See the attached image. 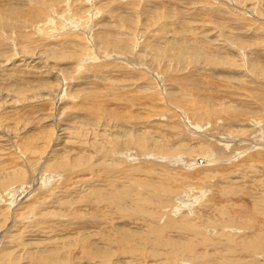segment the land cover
I'll list each match as a JSON object with an SVG mask.
<instances>
[{
	"label": "rangeland",
	"instance_id": "374dc122",
	"mask_svg": "<svg viewBox=\"0 0 264 264\" xmlns=\"http://www.w3.org/2000/svg\"><path fill=\"white\" fill-rule=\"evenodd\" d=\"M44 1L0 0V264H264V0Z\"/></svg>",
	"mask_w": 264,
	"mask_h": 264
},
{
	"label": "bare ground",
	"instance_id": "6f19581e",
	"mask_svg": "<svg viewBox=\"0 0 264 264\" xmlns=\"http://www.w3.org/2000/svg\"><path fill=\"white\" fill-rule=\"evenodd\" d=\"M18 1V0H17ZM42 1H44V0H32V2H35V3H41ZM50 0H46V1H44V5L45 6H47V3H50L49 2ZM66 1H68L69 2V0H66ZM65 1V2H66ZM76 1V0H75ZM129 1V0H128ZM58 2L60 3V2H62V0H58ZM73 2V1H72ZM188 2V1H187ZM227 2V1H226ZM74 3L75 2H73V5H74ZM90 3H91V0H90ZM28 4H30V2L28 3ZM26 5V4H25ZM34 5V4H33ZM84 4H82L81 6H83ZM88 5V4H87ZM91 5V4H90ZM240 5V4H239ZM9 6H11V5H9ZM50 6V5H49ZM29 7H31V6H29ZM69 7V5H67V10H68V13H67V10L66 11H63V12H66L68 15L70 14L69 13V10L70 11H73V9H70V7ZM21 8V7H20ZM40 7H35V8H33L35 11H37L38 9H39ZM93 8V7H92ZM91 8V9H92ZM51 9V8H50ZM77 9V8H76ZM91 9L90 10H85L84 8H83V10H84V14L83 13H81L83 16H80V17H78L77 15H75L74 16V14L76 13H74V11H73V13L71 12V14H73V15H71L70 14V16H68V15H66L65 14V16L66 17H69V19L70 20H72L73 22H78V23H80L81 25H83V27L84 28H88V27H86V24H87V22L88 21H90L92 18L90 17V15H89V13H91ZM105 9V8H104ZM40 10H42V9H40ZM79 10V9H78ZM23 11V10H22ZM43 11V10H42ZM76 11V10H75ZM25 12V11H24ZM23 12V13H24ZM96 13H98V11H95ZM16 13V12H15ZM11 14V12H10V8H7V9H2L1 11H0V21H8V20H11V22L12 23H10L11 25L13 24V25H18L19 23L18 22H21L22 23V21H18L17 22V24L15 23L17 20H13V19H15V17H13V15L14 14H12V15H10ZM26 14V13H25ZM31 14H33V13H31ZM53 14V13H52ZM79 14V13H78ZM152 15V14H151ZM17 16H18V13H17ZM22 16V15H21ZM26 16V15H25ZM36 17H38V14H36L35 15ZM87 16V17H86ZM20 17V16H19ZM42 17H43V13H42ZM23 18H25L24 16H23ZM60 18V17H59ZM152 18V17H151ZM53 19V18H52ZM75 19V20H74ZM13 20V21H12ZM21 20V19H20ZM23 21H24V19H22ZM9 22V21H8ZM125 22V21H124ZM126 24H127V22H125ZM124 23V24H125ZM49 25L50 24V27H48V29L49 30H51V29H53V30H56V28H55V21H54V19L53 20H51V19H49L48 20V22H46V23H42V24H40V27H39V29H38V32L37 33H39L40 35L39 36H37V37H35L37 40H38V37H39V40L42 38H49L48 40H51V38H55V36H49L50 35V33H47L46 32V29H45V25ZM60 24H62V23H60ZM125 24V25H126ZM20 25V28H25V24L23 23V25H21V24H19ZM71 25H72V22H71ZM77 26V25H76ZM79 26V25H78ZM36 27V26H35ZM68 28V27H67ZM125 28V27H124ZM183 28V27H182ZM47 29V30H48ZM61 29H63L62 27H61ZM76 29V28H75ZM130 31V30H129ZM255 31V30H254ZM13 32V31H12ZM23 32V31H22ZM35 33H36V30H35ZM72 33H77V32H72ZM103 33H105V31L103 32ZM15 34V33H14ZM34 34V33H33ZM20 35H21V32H20ZM86 34H83L82 36H80V35H67L66 34V36H68V37H65V39L67 38V42L68 43H71V45L73 46L74 44H78L79 46L80 45H83V47H85L84 49H86L88 46H87V44H86V42L87 41H84V38H83V36H85ZM106 35H108V34H101L100 33V35L98 34L97 35V40H99V43L101 44L100 46H103L104 48H109V47H111V48H118V46L119 45H121L122 47H124V48H128V46H129V41L127 40V41H125V40H121V42H109V41H107V39L105 38V36ZM134 35V34H133ZM33 36V35H32ZM47 36V37H46ZM104 36V37H103ZM2 37V36H1ZM0 37V38H1ZM3 37H4V35H3ZM13 37V36H12ZM62 37V36H61ZM86 37V36H85ZM107 37V36H106ZM21 38H23V37H21ZM117 38V37H116ZM1 39H3V38H1ZM5 40H6V37L4 38ZM24 39V38H23ZM35 39V40H36ZM87 39V38H86ZM38 40V41H39ZM44 40H46V39H44ZM119 40V39H118ZM117 40V41H118ZM31 41V40H30ZM89 41V40H88ZM20 42V41H19ZM35 41H33V43H34ZM82 42V43H81ZM85 42V43H84ZM31 43V42H30ZM32 43V44H33ZM98 43V42H97ZM122 43V44H121ZM224 43V42H223ZM91 44H92V42H91ZM167 44L168 45H170L171 44V42H167ZM178 45H180V47L178 48V52H183V45H185L184 44V42H182V40H181V42H178L177 43ZM3 45H5V44H3ZM66 45V44H65ZM89 45V44H88ZM200 45H201V43H200ZM71 46V47H72ZM90 46V45H89ZM131 46V45H130ZM158 46V45H157ZM202 46H203V44H202ZM91 47V46H90ZM120 47V46H119ZM161 47V46H160ZM204 47V46H203ZM236 47V46H235ZM30 48V47H29ZM51 48V47H50ZM81 48L82 47H80V50H81ZM130 48V47H129ZM149 48L151 49V47L149 46ZM90 49V48H89ZM89 49H88V51H89ZM191 49V48H190ZM152 50V49H151ZM22 51V50H21ZM56 51V50H55ZM70 51V50H69ZM153 51H155L156 53L158 52L160 55H161V53H162V50L161 49H159L158 48V50H157V48L155 47H153ZM165 51V50H164ZM90 52V51H89ZM129 52V51H128ZM210 52H212V51H210ZM28 53V52H27ZM78 53V52H77ZM126 53H127V51H126ZM94 54V53H93ZM98 54V53H97ZM96 54V55H97ZM225 54V53H224ZM89 55V54H88ZM87 55V56H88ZM95 55V54H94ZM178 55V54H177ZM51 56V55H50ZM105 56V55H104ZM69 57H71L70 55H69ZM100 57V56H99ZM178 57H180L179 55H178ZM206 57V56H205ZM236 57V56H235ZM89 58V57H88ZM96 58H97V56H96ZM105 58V57H104ZM207 58V57H206ZM94 59V58H93ZM175 59L176 60H180V58H176L175 57ZM188 59V58H187ZM12 60V59H11ZM10 60V61H11ZM86 60V59H85ZM85 60L83 59V60H81L82 61V64H85L86 62H85ZM98 60V59H97ZM208 62H211V61H213V60H209V59H206ZM226 60V59H225ZM89 61V60H88ZM181 61V60H180ZM184 62V61H183ZM207 62V63H208ZM178 63V62H177ZM233 65V64H232ZM262 66H263V63H262ZM255 67V66H254ZM14 68V67H13ZM4 69V68H3ZM24 69V68H23ZM135 69V68H134ZM136 69H138V68H136ZM96 71V70H95ZM208 71V70H207ZM256 71V70H255ZM262 71H264V68H262ZM142 72V71H141ZM144 72V71H143ZM152 72V71H151ZM150 72V73H151ZM257 72V71H256ZM261 72V71H260ZM148 74V73H147ZM139 75H141V74H139ZM158 76H161V75H159V74H157ZM166 75H167V73H166ZM173 77V76H172ZM135 78V77H134ZM159 78V77H158ZM109 79V78H108ZM174 79H175V76H174ZM186 79V78H185ZM176 80V79H175ZM180 81H181V79H180ZM210 81V80H209ZM176 86L175 87H179L178 89H180L181 90V92H178V93H180L181 94V96L178 98V101L181 99L182 100V98H186V100L189 102L190 100H189V98L191 99V97H190V95H192L191 93L196 89L197 90V87L196 86H191L190 85V87H187V86H185L184 87V83L182 84V83H180V82H178V81H176ZM239 84V83H238ZM196 85V84H195ZM20 88V87H19ZM24 88V87H23ZM23 88L21 89L22 90V93L23 92H25V91H23ZM111 89V88H110ZM158 89V88H157ZM245 89V88H244ZM179 90V91H180ZM182 90H183V92L184 93H182ZM206 90V89H205ZM202 91V90H201ZM100 92H101V90H100ZM129 92V91H128ZM107 93V92H106ZM158 93V92H157ZM101 94V93H100ZM105 94V93H104ZM195 94H197V93H195ZM201 94V93H200ZM200 94H198V96L200 95ZM102 95V94H101ZM109 95V94H108ZM127 95H128V93H127ZM129 95H131V94H129ZM204 95V94H203ZM134 96V98H132V99H130L129 100V102H131L132 104H134L135 103V96L136 95H133ZM260 96V95H259ZM90 97H92V96H90ZM123 97V96H122ZM174 97H175V95H174ZM173 97V98H174ZM187 97H189V98H187ZM98 98H100V97H98ZM137 98V97H136ZM172 98V99H173ZM196 98V97H195ZM198 98V97H197ZM175 99V98H174ZM154 100H155V98H154ZM184 100V99H183ZM194 100V99H193ZM192 99H191V101H193ZM204 100H205V98H204ZM207 101H209L208 100V98L206 99ZM153 101V100H152ZM174 101V100H173ZM187 101H185V103L187 102ZM191 101H190V103H191ZM194 101H197L196 99L194 100ZM207 101H205V102H207ZM110 102V101H109ZM154 102V101H153ZM183 102V101H182ZM198 102V101H197ZM200 102V101H199ZM209 102H211V101H209ZM89 104V103H88ZM189 104V103H188ZM206 105H204V106H208L209 105V103H205ZM208 104V105H207ZM183 105V104H182ZM203 105H198L197 106V110H198V108L200 107V106H203ZM148 106V105H147ZM175 106V105H174ZM181 106V105H180ZM264 106V105H263ZM177 108L178 107H176V110H177ZM221 108V107H220ZM101 109H102V107H101ZM213 109V108H212ZM256 109V108H255ZM262 109L264 110V108L262 107ZM166 110V109H165ZM189 110V109H188ZM187 110V111H188ZM192 110V109H191ZM215 111H213V112H211V113H216V115L219 113V111H220V109H214ZM203 111V110H202ZM234 111V110H233ZM175 112V111H174ZM178 112V111H177ZM192 113V115L195 117V118H198V116H195L196 115V113L195 112H193V111H191ZM222 112V111H221ZM131 113V112H130ZM130 113H128V115L130 114ZM200 113V112H199ZM198 113V114H199ZM231 113V112H230ZM95 114V113H94ZM91 115V114H90ZM178 115V114H177ZM182 115H184L183 113H181V115H178V117L181 119V121L183 120V122H184V124H185V126H190L189 124L191 123V120H192V118H190V117H184V116H182ZM188 115H190V114H188ZM211 115V114H210ZM222 115V114H221ZM93 116V115H92ZM95 116V115H94ZM93 116V117H94ZM130 116H131V114H130ZM186 116V115H185ZM191 116V115H190ZM192 116V117H193ZM214 116V115H213ZM178 118V120H180ZM202 119V118H201ZM217 119V123H218V121L220 120L219 118H216V116L214 117V119H213V121L214 120H216ZM128 120V119H127ZM126 120V121H127ZM233 120V119H232ZM263 120V119H262ZM95 121H96V118H95ZM256 121V120H255ZM255 121H254V123H255ZM125 122V121H124ZM193 122V121H192ZM212 122V121H211ZM239 122V121H238ZM257 122V121H256ZM252 124H253V121L251 122ZM250 123V125H252ZM212 124H214V123H212ZM262 124V123H261ZM264 124V123H263ZM195 124L193 123V124H191V126H194ZM190 126V127H191ZM197 126V125H196ZM253 126V125H252ZM190 127H188V128H190ZM192 128V127H191ZM227 128H229L228 126H227ZM190 130V129H189ZM261 131H263V130H261ZM139 140V139H138ZM206 141H209V142H211V139L210 138H207L206 139ZM213 143H215V142H213ZM124 144H127V142H124ZM142 144V143H141ZM214 145V144H213ZM219 146V145H218ZM217 147V146H216ZM214 152H216V154H217V156H218V154H221L222 153V148H218V149H215L214 151H213V153ZM203 159H201V160H199V162H203L202 161ZM171 166V165H170ZM19 170V169H18ZM180 174H181V172H180ZM183 176V175H182ZM22 179V178H21ZM182 180V179H181ZM183 181V180H182ZM182 181H180V182H182ZM184 182V181H183ZM190 182V181H189ZM207 183V182H206ZM184 184H185V182H184ZM211 184V183H210ZM183 185V184H182ZM189 185V184H188ZM191 185V184H190ZM186 189H187V187H185ZM184 188V189H185ZM190 188V187H189ZM191 190V189H190ZM202 190V189H201ZM192 192V191H191ZM202 194V193H201ZM242 195V194H241ZM204 196V195H203ZM116 197V196H115ZM114 197V198H115ZM241 197V196H240ZM204 200H205V198H203ZM108 200V199H107ZM200 200H202V199H200ZM186 202V201H185ZM201 202H203V201H201ZM193 203V202H192ZM122 205V204H121ZM184 207H189V211L191 210V208H192V205H190V204H188V206H185L184 205ZM180 210V209H179ZM187 213H189V212H187ZM193 213V212H192ZM226 213V212H225ZM109 216V215H108ZM122 216V215H121ZM101 217V216H100ZM110 217V216H109ZM205 217V216H204ZM118 218H120V217H118ZM263 220V219H262ZM256 221V220H255ZM92 223V222H91ZM100 223V222H99ZM227 223V222H226ZM105 224V223H104ZM121 224V223H120ZM124 224V223H123ZM89 226H91L90 225V223L88 224ZM92 225H94V222L92 223ZM105 225H107V224H105ZM85 226H87V225H85ZM96 226H97V228H99L98 227V225L96 224ZM104 226V225H103ZM230 227H231V224L229 225ZM71 227V226H70ZM92 227V226H91ZM90 227V228H91ZM94 227H95V225H94ZM76 228V227H75ZM78 228V227H77ZM82 228L83 227H81V230H82ZM96 228V227H95ZM104 228V227H103ZM102 228V230H101V228H100V230L101 231H106V230H104ZM108 228V227H107ZM124 228V227H123ZM123 228H121V229H123ZM245 228H247V227H245ZM251 228V227H250ZM85 229V228H84ZM109 229V228H108ZM126 229V228H125ZM223 229L224 230H227V227H223ZM229 229V228H228ZM234 229V228H233ZM232 229V230H233ZM248 229V228H247ZM263 229V228H262ZM93 230V229H92ZM124 230V229H123ZM231 230V231H232ZM84 231V230H83ZM89 231V230H88ZM228 231V230H227ZM68 232V231H67ZM94 232H96V231H94ZM225 232V231H224ZM236 232V231H235ZM264 232V231H263ZM90 233V232H89ZM106 233V232H105ZM77 234V233H76ZM97 234V233H96ZM107 234V233H106ZM105 234V235H106ZM123 234V233H122ZM255 234V233H254ZM71 235V234H70ZM119 235V234H118ZM90 236V235H89ZM107 236V235H106ZM113 236V235H112ZM120 236H121V233H120ZM201 236V235H200ZM228 236V235H227ZM242 236V235H241ZM115 237H117V236H115ZM191 237V236H190ZM231 237V236H230ZM85 238V237H84ZM83 238V239H84ZM183 238V237H182ZM192 238V237H191ZM177 239H179L180 240V237L179 238H177ZM194 239V238H193ZM216 239V238H215ZM51 240V239H50ZM98 240V239H97ZM211 240V239H210ZM217 240V239H216ZM219 240V239H218ZM116 241L119 243V244H124L125 243V238L123 237H118L117 239H116ZM205 241V240H204ZM68 242V241H67ZM81 242V241H80ZM80 242H79V244H80ZM71 243V242H70ZM76 243V242H75ZM85 243V242H84ZM96 243V242H95ZM181 243V242H180ZM191 243V242H190ZM203 244V243H202ZM71 245V244H70ZM97 245V244H96ZM193 245V244H192ZM198 245V244H197ZM258 246V245H257ZM248 247V246H247ZM57 248V247H56ZM89 248H90V246L88 245V247L86 248V249H88V251H89ZM108 248H110V247H108ZM52 250V249H51ZM97 250V249H96ZM91 251V250H90ZM167 251V250H166ZM256 251V250H255ZM255 251H253L254 253H256ZM56 252V251H55ZM77 252V251H76ZM187 252V251H186ZM196 252V249H189L188 250V255H190L193 259H192V262L190 263V264H228V261H229V258H228V261L225 259V260H223V258H221V257H219V259L216 257V258H213L212 257V255L211 254H213V253H209V252H204L203 253V251L202 252H198L197 254L195 253ZM215 252V251H214ZM227 252V251H226ZM252 252V253H253ZM50 253V252H49ZM78 253V252H77ZM97 253V252H96ZM193 253H195V254H193ZM207 253H209V254H207ZM252 253H250V254H252ZM252 254V255H250V257L252 256V259H251V263L252 264H257L256 262H255V260L254 259H258L256 256H255V254ZM70 254H73V253H70ZM80 254H82V255H85V256H88V260H93V261H96L97 259H99V258H101V256H99L98 254H95L94 252H85V253H79V255ZM68 255V254H67ZM75 255V254H74ZM213 255H215V254H213ZM63 256V255H62ZM76 256H78V255H76ZM190 256H188V258L190 257ZM232 255H230V257H231ZM253 256H255L254 258H253ZM51 257V256H50ZM59 257V258H58ZM70 257V256H69ZM229 257V256H228ZM233 257V256H232ZM231 257V259H233ZM248 257V256H247ZM246 257V258H247ZM62 258H64V257H62ZM71 258V257H70ZM81 258V257H80ZM84 258V257H83ZM162 258V257H161ZM227 258V257H226ZM249 258V257H248ZM51 259H55L54 261H56V259H59L60 260V254L58 253V252H56L55 253V255H54V257L52 258H49V260H51ZM66 259H68V258H65V260ZM165 259V258H164ZM163 259V260H164ZM230 259V260H231ZM42 260V259H41ZM167 260V259H166ZM234 260V259H233ZM241 260V262H243L242 261V259H240ZM244 260V259H243ZM53 261V262H54ZM61 261H62V259H61ZM190 261H191V259H190ZM235 261V260H234ZM262 261V260H261ZM46 262V261H45ZM69 262V261H68ZM73 262V261H72ZM101 262V261H100ZM173 262V261H172ZM231 263L233 262V261H230ZM93 263V262H92ZM158 263V262H157ZM244 264L246 263V262H243ZM80 264V263H79ZM88 264H90V262H88ZM158 264H166V263H164V262H160V263H158ZM249 264V263H248ZM262 264V263H261Z\"/></svg>",
	"mask_w": 264,
	"mask_h": 264
},
{
	"label": "water",
	"instance_id": "95a60500",
	"mask_svg": "<svg viewBox=\"0 0 264 264\" xmlns=\"http://www.w3.org/2000/svg\"><path fill=\"white\" fill-rule=\"evenodd\" d=\"M199 162V161H198ZM199 164H201L200 162H199Z\"/></svg>",
	"mask_w": 264,
	"mask_h": 264
}]
</instances>
